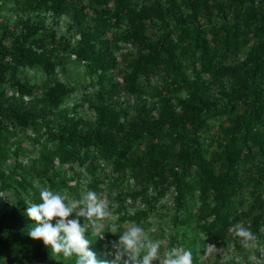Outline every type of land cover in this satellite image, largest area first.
I'll use <instances>...</instances> for the list:
<instances>
[{
    "label": "trees",
    "instance_id": "16d2710c",
    "mask_svg": "<svg viewBox=\"0 0 264 264\" xmlns=\"http://www.w3.org/2000/svg\"><path fill=\"white\" fill-rule=\"evenodd\" d=\"M8 2L35 15L20 35ZM47 14L69 16V33L45 28ZM0 31V264H76L28 234L37 183L107 198L117 217L106 227L118 228L103 239L75 211L66 220L85 223L108 264L131 222L160 242L152 264L173 247L206 264L209 241L241 256L223 264L264 257V0H0ZM70 62L97 86L71 108ZM30 69L40 82L22 75ZM84 104L92 115H79ZM237 223L254 247L241 246Z\"/></svg>",
    "mask_w": 264,
    "mask_h": 264
},
{
    "label": "clouds",
    "instance_id": "9594fccd",
    "mask_svg": "<svg viewBox=\"0 0 264 264\" xmlns=\"http://www.w3.org/2000/svg\"><path fill=\"white\" fill-rule=\"evenodd\" d=\"M36 187L41 202L32 203L26 208V215L35 221L29 236L34 240H42L56 254H63L66 258L75 255L76 264H108L107 261L97 260L89 250L90 240L84 235L89 230L85 223L81 226L77 219L66 220L75 211L77 217H84L89 222V233L103 239L106 230L114 233L118 228L117 225H112L111 230L106 227L105 221L112 218L108 202L99 198L94 191H87L82 199L73 200L67 193L54 192L49 186L41 187L37 183ZM54 218H59L55 226L51 223ZM233 232L240 239L242 247L249 249L255 246L257 237L250 227L237 223L233 226ZM117 244L119 246L114 247ZM114 245L116 251L112 264H152L154 260L160 261V242L153 241L135 222H131L119 235ZM208 250L216 249L208 245ZM163 264H193L192 252L173 247L164 253Z\"/></svg>",
    "mask_w": 264,
    "mask_h": 264
},
{
    "label": "rangeland",
    "instance_id": "374dc122",
    "mask_svg": "<svg viewBox=\"0 0 264 264\" xmlns=\"http://www.w3.org/2000/svg\"><path fill=\"white\" fill-rule=\"evenodd\" d=\"M8 5L11 6L10 8H7L5 11V18L6 22L8 23V30L10 32H13L15 35H20L21 33V28L23 24L27 21H34L35 15H33L30 18L26 14H21V13H16V11L13 8V3L8 2ZM70 17L69 16H61L60 18H57L53 16L52 14H47L44 16V19H42V24H44L45 28L51 29L52 27L54 28L56 35L59 36L60 34H68L69 31L67 30V26L70 23ZM1 32V31H0ZM10 37L7 39V41H10ZM244 56V53L241 54ZM125 62L124 60L119 61V68L120 69H125ZM66 69L67 72L64 74H61V79L63 81H66L70 84H76L77 85V91L68 96L63 104V107H69L71 108L73 104L78 102L81 99V96L84 94H92L96 91L97 86L92 85V79L90 77H87L84 72V67L79 64H73V63H68L66 64ZM22 75L30 79L32 82H40L41 80V74L40 73H35V70H27V71H22ZM216 86H214L215 88ZM181 95H185V92H182ZM88 104H84L83 107L78 108L79 109V115H83L85 117H88L92 115V111L87 106ZM212 124L214 126L217 125V121H213ZM22 161H26L27 157H21ZM83 197V195H82ZM101 199L106 200L107 198L103 196ZM164 204V203H163ZM109 211L112 213V218L105 221V224L107 223H113V221L116 219L117 215L115 213L114 208H109ZM166 218V217H165ZM164 218V220H166ZM59 218H54V220H57ZM67 219V218H66ZM158 220V219H157ZM156 219L153 220V222H157ZM87 224L89 222L87 221ZM90 226V225H89ZM91 228V227H90ZM208 245H212L215 247L216 250L214 251H209L208 250ZM206 250L201 258V260L204 261L206 264H213V261L216 259V255L220 256V259L218 260V263L216 264H223L225 262H239L241 261V256L236 255L234 252L233 247L231 246L230 242L228 243H220V245L216 244L214 241H209ZM263 254V253H261ZM256 255L253 251L249 253V260H251L252 264H264V257ZM63 255V254H62ZM55 257L58 259L60 258L59 254H56ZM159 264V263H155ZM241 264H245L244 261L241 262Z\"/></svg>",
    "mask_w": 264,
    "mask_h": 264
}]
</instances>
